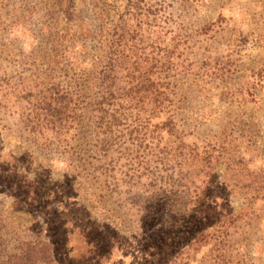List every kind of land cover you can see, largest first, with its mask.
<instances>
[{
    "label": "rangeland",
    "instance_id": "obj_1",
    "mask_svg": "<svg viewBox=\"0 0 264 264\" xmlns=\"http://www.w3.org/2000/svg\"><path fill=\"white\" fill-rule=\"evenodd\" d=\"M114 50L162 93L153 122L171 117L198 147V189L138 192L135 162L122 156L114 180L96 174L94 159L74 156L90 155L86 123L75 152L60 146L41 93L94 95ZM146 218L173 228L143 256L135 242ZM204 232L213 243L187 249ZM184 256L264 264V0H0V264Z\"/></svg>",
    "mask_w": 264,
    "mask_h": 264
},
{
    "label": "trees",
    "instance_id": "obj_2",
    "mask_svg": "<svg viewBox=\"0 0 264 264\" xmlns=\"http://www.w3.org/2000/svg\"><path fill=\"white\" fill-rule=\"evenodd\" d=\"M115 51L110 53L111 57L98 77V88L94 95H88L76 87L70 89L61 85H55L50 93H41L43 109L48 116L56 119L52 124L53 130L59 133L60 146L75 152L80 146L75 143L79 141L86 123L85 135H93L94 138L90 155L80 157L79 153L83 151L80 149L74 156L77 162L78 158L84 160L87 156L94 159L91 167L96 174H105L114 180L115 175L112 174L116 169V161L122 156L121 159L135 162V176H130V179L135 178L138 192L157 197L161 191L182 192L190 183L198 189L195 184V172L201 164L198 147H191L180 139L171 117L165 122H153L161 112L158 97L162 93L155 89L154 82L147 75L135 74V61L131 70L127 66L128 56L119 58ZM65 132H70V135L67 136ZM165 132L176 140L164 142ZM116 154H120L117 156L119 158H116ZM207 164H211V161ZM186 168L192 172L191 182L187 179L189 175L185 176ZM171 226L151 227L147 218L141 219L138 226L140 238L135 242L138 255L144 256L156 246L166 244L167 234L173 228ZM212 240L204 232L187 249L198 250L212 244ZM44 247L46 252L50 246L44 244ZM184 258H177L176 264H192L196 261L190 257Z\"/></svg>",
    "mask_w": 264,
    "mask_h": 264
}]
</instances>
